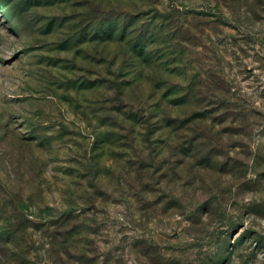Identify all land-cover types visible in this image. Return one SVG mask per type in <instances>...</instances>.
Wrapping results in <instances>:
<instances>
[{
	"label": "rangeland",
	"instance_id": "obj_1",
	"mask_svg": "<svg viewBox=\"0 0 264 264\" xmlns=\"http://www.w3.org/2000/svg\"><path fill=\"white\" fill-rule=\"evenodd\" d=\"M0 264H264V0H0Z\"/></svg>",
	"mask_w": 264,
	"mask_h": 264
}]
</instances>
